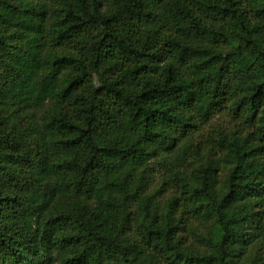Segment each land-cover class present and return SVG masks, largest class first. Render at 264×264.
<instances>
[{"label": "trees", "instance_id": "trees-1", "mask_svg": "<svg viewBox=\"0 0 264 264\" xmlns=\"http://www.w3.org/2000/svg\"><path fill=\"white\" fill-rule=\"evenodd\" d=\"M0 264H264V0H0Z\"/></svg>", "mask_w": 264, "mask_h": 264}]
</instances>
